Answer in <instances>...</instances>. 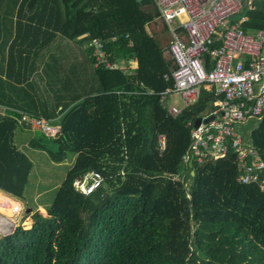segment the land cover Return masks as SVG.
Segmentation results:
<instances>
[{
  "label": "trees",
  "instance_id": "16d2710c",
  "mask_svg": "<svg viewBox=\"0 0 264 264\" xmlns=\"http://www.w3.org/2000/svg\"><path fill=\"white\" fill-rule=\"evenodd\" d=\"M0 2L10 11L17 6L16 0ZM61 2L64 21L57 31L69 38L89 33L105 41L114 56L135 57L138 68L129 77L118 69L99 71L102 93L67 112L59 138L32 145L55 163L71 155L76 160L48 216L35 211L31 228L19 225L0 236V264H264V194L236 181L235 154L191 169L182 164L190 143L187 123L203 117L217 98L200 90L198 101L176 118L160 107L158 94L173 83L163 82L169 63L143 28L160 15L155 1ZM255 5L254 11L242 12L249 19L244 30L264 29V0ZM44 16L33 15L41 26ZM126 34L134 40L133 49L126 47ZM113 37L117 42L108 43ZM139 82L156 95L137 94ZM15 126L9 118L0 119V190L21 198L32 166L14 145ZM159 134L168 138L162 156ZM248 140L264 162V119ZM92 171L103 183L84 197L75 182ZM168 174L184 175L186 189Z\"/></svg>",
  "mask_w": 264,
  "mask_h": 264
},
{
  "label": "built area",
  "instance_id": "2783aa9c",
  "mask_svg": "<svg viewBox=\"0 0 264 264\" xmlns=\"http://www.w3.org/2000/svg\"><path fill=\"white\" fill-rule=\"evenodd\" d=\"M160 18L171 34L169 52L176 68L168 79L173 86L159 93L163 109L172 117L197 102L202 88L214 90L217 108L204 116L198 127L191 126V140L182 156L185 165H202L224 159L232 151L238 176L243 185H255L264 194V162L242 139L236 125L264 119V29L249 34L243 29L248 16L244 9L254 10L252 0H155ZM93 56L97 66L111 67L103 44L93 39ZM150 94H154L150 92ZM179 96L182 107L170 104ZM213 117L208 123L203 121ZM18 123L57 139L61 126L48 120L19 113ZM168 138L158 136L160 155L167 151ZM172 181L183 178L169 175ZM103 177L93 171L76 183V190L90 197L101 189ZM184 189H186V184ZM2 231V230H0ZM3 233V232H2ZM8 230L5 235H9Z\"/></svg>",
  "mask_w": 264,
  "mask_h": 264
},
{
  "label": "crops",
  "instance_id": "0c3cea01",
  "mask_svg": "<svg viewBox=\"0 0 264 264\" xmlns=\"http://www.w3.org/2000/svg\"><path fill=\"white\" fill-rule=\"evenodd\" d=\"M16 1L17 6H13L14 8L12 11L8 10L7 6L0 2V119L9 118L15 122L16 126L12 132L14 136V145L17 150L22 152L29 159L24 151H22V148L27 149L31 147L39 149L32 145L35 142H50L55 139L48 138L41 132L31 129L27 125L18 123L19 113L43 118L54 126H61V122L68 111L83 103L85 100L94 99L102 93L99 71L118 69L123 75L129 77L136 72L138 61L132 56H114L113 53L108 51L105 41L91 37L89 33L69 38L67 35H63L57 31V28L61 27L64 21V10L61 0H59V5L57 3L58 0H38L42 1L39 7H30L29 5L21 6L20 4L23 0ZM135 1L137 3L140 2V0ZM246 1L244 0L243 2L246 3ZM252 1L255 10V0ZM141 8L144 11L147 9L146 7ZM254 10L248 11L245 8L244 12L246 14ZM37 12L45 14L42 26L39 22L42 20L37 21L33 17ZM8 13H12V15L8 16ZM159 22L162 24V27L158 26V28L151 29V26L154 27L156 23ZM143 28L146 35L150 36L159 46L163 59L169 63V70L162 75L163 82L169 85L173 83V81L172 79L167 80L166 77H170L176 68L175 62L169 52L171 41L169 29L160 18V15L146 22ZM245 31L249 34H255L257 30L247 29ZM93 39L99 40L103 46H105L107 57L112 63L111 67L96 65L93 56V47L89 45L90 41ZM124 39L127 42L126 47L133 49L134 40L130 35L126 34ZM117 40V37H113L107 42L111 44L117 42ZM138 88L141 90L137 92L139 95H156V92L151 88H147L144 82H139ZM169 88H171L170 85L167 89ZM201 90L214 93V90L208 87L202 88ZM150 92L154 94L152 95ZM216 98L217 100L211 103L212 109L207 111L203 117L217 108L216 103L219 102L220 99H218V97ZM158 102L163 109L160 101ZM170 104L178 106V101H172V99H170ZM89 108L93 109L94 107L89 105ZM163 110L168 117L176 118L179 116L172 117L168 114L166 109ZM253 121L257 122L260 120L254 119ZM194 122L190 121L188 123ZM27 133H32L35 136L28 139ZM248 139L243 140L246 141L259 156L258 151L250 144ZM75 160L76 155H72L70 163L72 166ZM29 161L31 162L30 159ZM182 164L188 169H191L189 165H185L183 162ZM191 174H193V172H191ZM169 175L172 174H168L167 177ZM173 176L183 178L184 181V175ZM79 179L81 178H78L76 182ZM26 186L21 198L15 197L2 190H0V195L7 199L9 198V200L23 208L21 202L25 199ZM37 209L47 214V207L39 205ZM8 217L9 216H7V220L14 222V220ZM26 223L29 224V222ZM26 223H24V225ZM16 227L17 225H15L13 230ZM4 234L5 233L0 231V236H4Z\"/></svg>",
  "mask_w": 264,
  "mask_h": 264
},
{
  "label": "rangeland",
  "instance_id": "374dc122",
  "mask_svg": "<svg viewBox=\"0 0 264 264\" xmlns=\"http://www.w3.org/2000/svg\"><path fill=\"white\" fill-rule=\"evenodd\" d=\"M158 26L162 27V24L160 22L156 23L154 27L151 26V29L156 27L158 28ZM171 99L172 101H178L179 107L182 106V101L179 96H173ZM256 125V121L249 120L243 125H236L235 128L236 131L241 135V137L244 140H247L250 131H252V129ZM33 136L35 135L32 133H27L28 139ZM50 147L53 148L54 145L51 144ZM22 151H24V153L31 160L32 171L29 175L28 183L26 186L25 199L21 202L23 204V208L21 206H18V212L15 215H10L8 218L14 220L15 225H20L22 227H25V229H29L32 226V213L38 211L42 216H48L43 211L40 212L37 208L39 207V205L47 208L52 205L56 197L57 190L60 188L68 170L72 166L70 164L72 155L69 157L67 162L58 164L50 159L49 155L45 150L28 147L27 149L22 148ZM28 209H31V211H27ZM3 216L4 214L0 212V218H3ZM26 222H29V224ZM24 223H26L25 225L27 226H25ZM14 227L9 230L10 234L14 231Z\"/></svg>",
  "mask_w": 264,
  "mask_h": 264
},
{
  "label": "bare ground",
  "instance_id": "6f19581e",
  "mask_svg": "<svg viewBox=\"0 0 264 264\" xmlns=\"http://www.w3.org/2000/svg\"><path fill=\"white\" fill-rule=\"evenodd\" d=\"M18 210L19 207L17 204L9 200V198L7 199L0 195V212L4 214V219L0 218L1 232L6 233L8 230H11V228L14 227L15 223L7 220V217L5 218V216L14 215L18 212Z\"/></svg>",
  "mask_w": 264,
  "mask_h": 264
},
{
  "label": "water",
  "instance_id": "95a60500",
  "mask_svg": "<svg viewBox=\"0 0 264 264\" xmlns=\"http://www.w3.org/2000/svg\"><path fill=\"white\" fill-rule=\"evenodd\" d=\"M212 119H213V117H209V118L205 119L203 122L206 124V123H208L209 121H211ZM200 122H201V120H196V121L194 122V126H195V127H198L199 124H200ZM189 167L191 168L192 165L189 164ZM27 211H30V209H28Z\"/></svg>",
  "mask_w": 264,
  "mask_h": 264
}]
</instances>
